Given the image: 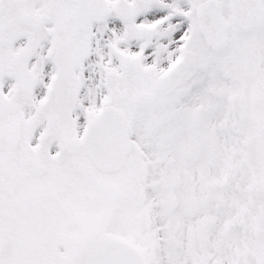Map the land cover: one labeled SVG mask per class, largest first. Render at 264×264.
I'll return each instance as SVG.
<instances>
[{"label": "snow or ice", "instance_id": "snow-or-ice-1", "mask_svg": "<svg viewBox=\"0 0 264 264\" xmlns=\"http://www.w3.org/2000/svg\"><path fill=\"white\" fill-rule=\"evenodd\" d=\"M0 264H264V0H0Z\"/></svg>", "mask_w": 264, "mask_h": 264}]
</instances>
